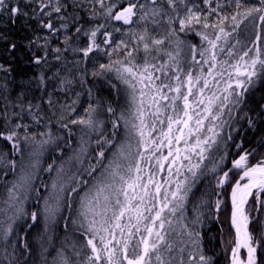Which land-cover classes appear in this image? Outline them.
I'll return each instance as SVG.
<instances>
[{
    "label": "snow or ice",
    "instance_id": "obj_1",
    "mask_svg": "<svg viewBox=\"0 0 264 264\" xmlns=\"http://www.w3.org/2000/svg\"><path fill=\"white\" fill-rule=\"evenodd\" d=\"M5 14L36 21V35L31 76L0 63V171L14 177L0 199V264H216L206 212L225 214L229 264H264V0H0ZM89 75L127 107L117 114ZM121 123L139 137L134 162L132 145L115 143ZM49 151L60 155L41 168ZM41 171L50 183L38 187Z\"/></svg>",
    "mask_w": 264,
    "mask_h": 264
},
{
    "label": "trees",
    "instance_id": "obj_2",
    "mask_svg": "<svg viewBox=\"0 0 264 264\" xmlns=\"http://www.w3.org/2000/svg\"><path fill=\"white\" fill-rule=\"evenodd\" d=\"M30 11V10H29ZM36 29V21L28 20L27 23H25L24 18L21 17L17 20L15 24L8 21L7 15L0 16V33H2V36H0V63H10L11 67L14 69L13 76H15L17 81H20L21 79H24L26 77H29L33 74L35 69L32 67V65L29 63V57L31 55V52L28 50V41L30 39H33L36 35V32L34 31ZM38 31V30H37ZM120 36L117 34V39H119ZM191 43H199L198 37H193L190 40ZM15 43L17 45V48L14 51H7V47L9 44ZM100 62H107L106 58H101ZM2 75V74H0ZM88 85L93 86L94 88H99L100 84H104V87L102 88V94L105 96L106 99H110L112 102V106L116 109L117 114L119 112L127 107L126 104V97L121 91L119 94H117L115 89H111L107 83L104 81H100L99 83L95 82L91 75L88 76ZM118 84L119 82L116 81ZM77 91H83L85 95L81 97V101L83 103V107L87 106L88 98L86 95L87 92V86L85 88L81 89L80 85H76ZM63 96H61V100H63ZM83 107L79 109V111L83 112ZM104 118L107 120L106 127L108 130H111V120L113 119L112 116L105 113ZM36 130V129H33ZM53 131L55 132V126H53ZM74 131H76V135L72 136L73 146H75L76 141L79 138L78 133V126H74ZM60 135H65L66 133L60 132L57 133ZM139 139L138 136H135L134 133L126 132L123 123H121L118 136L115 140L116 144L124 143L125 145L131 144L132 147L130 149L132 161H134V158L136 156V141ZM3 142L0 141V146H2ZM255 141L252 140L251 143H245V147H252L254 146ZM10 147V146H9ZM61 147L64 150V158L67 157V155L71 154L72 149L65 147L64 144H61ZM114 150V149H113ZM127 150V149H126ZM110 154V153H109ZM60 154L57 152H46L44 156L41 158L40 167L46 168L49 163H52V160L55 157H58ZM18 160L19 157H16ZM130 159V158H129ZM59 162V161H58ZM128 161H124V164L126 165ZM54 175V173H53ZM40 179L36 181L37 186L39 187L42 182H49L50 183V177L49 174L46 172L41 171L39 173ZM13 175L9 171L7 175L4 174L3 171H0V199L6 196V185L10 186L11 182L13 180ZM173 179H176V177H173ZM210 179V178H209ZM208 180H204L203 182L199 183L197 185L198 191H196V197H198L201 193H203L207 189ZM41 193H44V189L40 188ZM211 191L215 192L214 187V181H213V187ZM34 196V193L32 194ZM196 197H190L189 203L186 206V214L191 218L192 216V201L196 199ZM216 199V196L213 194L211 196V202L214 204ZM36 201L35 199H31L30 201L26 202L24 207L26 210L31 213L35 210ZM206 218L203 221V224L200 226L201 236L203 245L205 248V251L210 253L211 255L216 257V264H228V254L229 250H226V244L229 239L232 238V234L227 233V224H224L225 233L222 236L221 233V222L224 221L225 214L221 212L219 214V221H217L216 214L213 213L212 216H208L207 212L205 213ZM31 223L30 217L27 219V221H19L17 222L16 230L21 231V229L27 227V224ZM38 230H42V225H39L32 230L29 231L28 238L31 240L37 233ZM56 245L59 246L61 240H63V237L65 235L64 229H63V222H61L60 227L56 231ZM70 237H74L76 240L83 241V237L78 232H70ZM223 240V243L221 242ZM52 255H55V252L53 251ZM68 255L71 256V252H68ZM49 262L51 264L52 257H48Z\"/></svg>",
    "mask_w": 264,
    "mask_h": 264
},
{
    "label": "rangeland",
    "instance_id": "obj_3",
    "mask_svg": "<svg viewBox=\"0 0 264 264\" xmlns=\"http://www.w3.org/2000/svg\"><path fill=\"white\" fill-rule=\"evenodd\" d=\"M208 94H210V93H208V92H206V95H208ZM182 106V105H181ZM146 119H149V121H150V117H146ZM207 123V122H206ZM160 127V125H159V123H157V128H159ZM182 146V145H181ZM164 154L166 155L167 154V152H168V149L167 148H164ZM147 155V154H146ZM130 160H132V157H130ZM132 162H134V161H132ZM123 163H124V161H123ZM149 164H155V161L153 160V161H151V162H148V161H143L142 162V167H144V168H147V167H149ZM126 165H127V163H126ZM147 175V172H145V176ZM160 175L161 176H163V175H166V172H162V173H160Z\"/></svg>",
    "mask_w": 264,
    "mask_h": 264
},
{
    "label": "water",
    "instance_id": "obj_4",
    "mask_svg": "<svg viewBox=\"0 0 264 264\" xmlns=\"http://www.w3.org/2000/svg\"><path fill=\"white\" fill-rule=\"evenodd\" d=\"M229 264V263H228Z\"/></svg>",
    "mask_w": 264,
    "mask_h": 264
}]
</instances>
